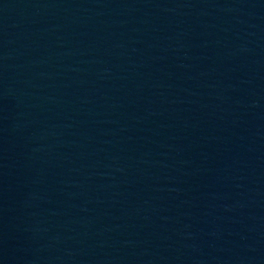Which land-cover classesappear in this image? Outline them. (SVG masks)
<instances>
[{"label": "water", "instance_id": "95a60500", "mask_svg": "<svg viewBox=\"0 0 264 264\" xmlns=\"http://www.w3.org/2000/svg\"><path fill=\"white\" fill-rule=\"evenodd\" d=\"M0 264H264V0H0Z\"/></svg>", "mask_w": 264, "mask_h": 264}]
</instances>
